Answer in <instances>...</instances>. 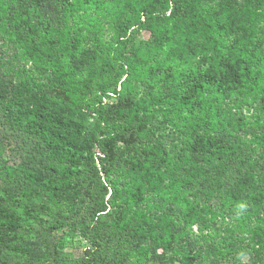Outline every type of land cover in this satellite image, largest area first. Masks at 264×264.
<instances>
[{"label":"trees","instance_id":"trees-1","mask_svg":"<svg viewBox=\"0 0 264 264\" xmlns=\"http://www.w3.org/2000/svg\"><path fill=\"white\" fill-rule=\"evenodd\" d=\"M6 143L0 264H264V0H0Z\"/></svg>","mask_w":264,"mask_h":264},{"label":"rangeland","instance_id":"rangeland-1","mask_svg":"<svg viewBox=\"0 0 264 264\" xmlns=\"http://www.w3.org/2000/svg\"><path fill=\"white\" fill-rule=\"evenodd\" d=\"M207 1L209 3H215L218 0H207ZM141 20H142V18H141ZM102 22H103V25H102V29L100 31L99 36H101L102 41L105 42L112 36L113 31H112V28L109 27V25H107V23L104 19L102 20ZM128 36H129V39H131V43L138 44V42L140 40H146L149 37V32L145 28L144 29L142 28V29L135 31L133 33H130V34L128 32ZM100 56H104V54L101 53ZM100 65L101 64H99V63H93L92 68L89 72L87 71L83 74L78 75L79 81H81L83 86L87 87L90 91L95 90L97 87V84L100 81L112 80V71H114V70H115V72H119V71L122 72L123 71L124 73L127 71L126 66H123L122 71H121V67L119 65H116L114 67V69H110L108 72H105V73H100ZM124 76H125L124 74H121L120 79L122 80ZM118 88H119V83H117L116 89H118ZM142 88H143V85L138 84V89H139L140 93H141ZM108 94L113 96L112 93H108ZM91 96H93V95L91 94ZM110 100L114 101L115 98L111 97ZM244 112L248 113V112H246L245 109H244ZM247 115L249 116L250 114H247ZM0 155L4 159L8 160L10 164L15 162L17 159L16 153L13 152V146H11L7 143H6V148L2 149L0 151ZM64 243H65V251H67L68 255H70L72 257H79L80 256L81 248L79 247V237L77 235L64 236ZM242 259H244V260L247 259V256H243Z\"/></svg>","mask_w":264,"mask_h":264}]
</instances>
